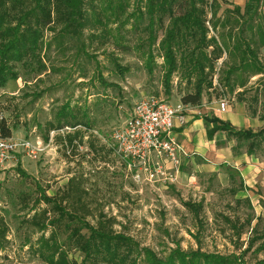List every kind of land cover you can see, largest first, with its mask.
I'll return each instance as SVG.
<instances>
[{
    "label": "rangeland",
    "instance_id": "374dc122",
    "mask_svg": "<svg viewBox=\"0 0 264 264\" xmlns=\"http://www.w3.org/2000/svg\"><path fill=\"white\" fill-rule=\"evenodd\" d=\"M209 2L206 26L223 47L216 67H221L230 107L220 116L212 104L216 96L208 95L205 105L192 106L185 115L205 120L231 115L239 122L237 128L260 131L264 128V0ZM125 11L119 20L101 18L102 23L91 16L89 26L79 29L73 39L61 35L59 27L47 31L42 51L47 70L38 75L18 68V79L8 80L0 89V116L12 128L11 135L41 138L45 144L39 158L20 156L0 172V264H49L41 240L51 233V227H43L56 208L54 202L39 201L44 191L59 201L64 198L62 206L78 212L93 227L104 224L111 232L130 235L160 257L180 247L258 264L264 260V143L251 150L250 141L226 133L210 139V123L206 135L195 141L190 135L180 137L182 129H175L183 147L178 168L175 171L164 159L165 173L153 181L139 168L130 170L111 149L113 130L136 103L150 96L177 103L190 90L187 79L176 75L171 94L166 93L159 43L169 19L157 23L158 39L150 47L148 20L136 27L131 17L135 4ZM175 12L180 15L184 8ZM190 43L191 49L197 45ZM150 51L156 60L153 73L146 66ZM117 66L126 72L122 74ZM100 72L117 87L103 86ZM66 104L77 114L80 109L79 116L88 112L96 126L91 130L64 126L48 132V123H56ZM185 138L192 143L189 150ZM73 201L78 202L74 207ZM69 257L83 259L73 249Z\"/></svg>",
    "mask_w": 264,
    "mask_h": 264
},
{
    "label": "trees",
    "instance_id": "16d2710c",
    "mask_svg": "<svg viewBox=\"0 0 264 264\" xmlns=\"http://www.w3.org/2000/svg\"><path fill=\"white\" fill-rule=\"evenodd\" d=\"M131 4L136 6V13L131 15L136 19V27L143 19L148 20L146 29L151 36L150 47L158 39L155 33L157 23L163 24L166 18L169 19L159 43L166 93L171 94L172 80L180 75L187 79L190 86L189 92L182 96V102L186 105L201 104L203 93L212 86L208 77H213L216 63L223 55V47L217 37L210 36L206 26V9L212 7L209 0H0V89L6 86L8 80L18 79V68L38 75L47 70L42 57L47 31L56 32L59 27L61 35L73 39L79 29L89 26L91 16H98L95 18L98 23H102L101 18L119 20ZM178 7L184 8L180 15L175 12ZM91 37L97 36L93 34ZM190 42L197 45L191 49ZM209 48L212 49L210 53L207 52ZM188 49L189 53L185 54ZM248 49L252 52L250 47ZM86 55L92 57L88 53ZM155 65L156 60L150 51L146 62L149 73H153ZM117 67L122 74L126 72L121 66ZM229 75L226 78L228 84ZM99 81L105 87H117L108 84L101 72ZM80 112L79 109L77 114L70 104H66L57 113L56 123H48V132L64 126L72 129L81 126L88 130L96 126L88 112L84 111L79 116ZM206 121L212 125L207 130L210 139L216 133H226L239 141H250L251 150L264 143V128L257 132L237 129L230 121L218 117ZM0 126L5 136H11L12 128L5 119L0 121ZM39 127L42 125L39 124ZM48 136L45 138L48 139ZM38 189L42 191L41 187ZM61 199L59 201V197L53 198L45 191L39 199L45 204L54 202L56 208L53 218H49L43 227H51V233L41 240V246L48 250L44 257L49 264H242L240 257L205 253L200 249L186 252L180 247L172 250L167 257H160L152 248L142 247L130 235L111 232L104 224L93 227L78 212L62 206L64 198ZM77 200L80 201V198L77 197ZM77 203L73 201V207ZM192 208L198 215L196 206L192 205ZM37 219L38 215L33 217V220ZM63 233L66 236L62 240L60 235ZM72 249L83 255L80 262L69 257V250ZM258 264H264V260Z\"/></svg>",
    "mask_w": 264,
    "mask_h": 264
},
{
    "label": "built area",
    "instance_id": "2783aa9c",
    "mask_svg": "<svg viewBox=\"0 0 264 264\" xmlns=\"http://www.w3.org/2000/svg\"><path fill=\"white\" fill-rule=\"evenodd\" d=\"M221 67L211 78L212 86L203 93L201 104H206V96L214 95L213 104L220 114L229 111L230 98L222 83ZM190 105L174 104L164 99L150 96L136 103L121 125L115 128L110 136V147L130 169L139 168L147 175V180L160 173L164 174V159H167L176 171L179 156L183 147L174 133L176 123L185 122V112ZM3 117L0 116V121ZM45 149L41 138L37 141L31 138L5 136L0 126V172L18 161L20 156L27 155L33 159L39 158Z\"/></svg>",
    "mask_w": 264,
    "mask_h": 264
},
{
    "label": "crops",
    "instance_id": "0c3cea01",
    "mask_svg": "<svg viewBox=\"0 0 264 264\" xmlns=\"http://www.w3.org/2000/svg\"><path fill=\"white\" fill-rule=\"evenodd\" d=\"M202 99H203V97H202ZM201 102H203V101H201ZM178 103H183V102H182V100H180V101H178L177 103H174V104H178ZM199 105H201V104H199ZM213 105H215V104H213ZM192 106H198V105H190V109H189L188 113L192 112L193 109L195 108V107L193 108ZM215 109H216V105H215ZM227 113H225V114H227ZM225 114H219V115L221 116V115H225ZM226 117L227 118L222 117L221 119L230 121L232 123V125L237 128V126H238L237 123H239V122L238 121L235 122V120L232 118L231 115H228ZM185 123H186L185 126H183L182 128H179L180 127L179 126L180 125L179 122L176 123L175 129L176 130L177 129H182V130H178L179 133L181 134L180 137L181 136L184 137V136L190 135V136H192L191 137L192 141L193 140L195 141V139L197 137L201 138L202 135H204V136L206 135L205 129H206V126H207L206 124H208V122L204 119V117H198V116H194L193 114H190V115L187 114V115H185ZM185 127H188V129H184ZM237 129H239V128H237ZM182 141L184 142L185 146L189 150L190 149L189 147L192 146V143L189 142L186 138H185V140H182ZM193 145H195V144H193Z\"/></svg>",
    "mask_w": 264,
    "mask_h": 264
}]
</instances>
